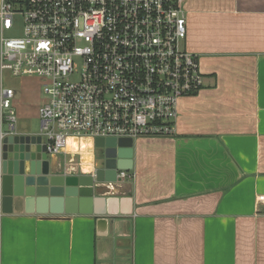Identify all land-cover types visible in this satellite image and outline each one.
I'll return each instance as SVG.
<instances>
[{
	"label": "crops",
	"instance_id": "1",
	"mask_svg": "<svg viewBox=\"0 0 264 264\" xmlns=\"http://www.w3.org/2000/svg\"><path fill=\"white\" fill-rule=\"evenodd\" d=\"M184 9L205 86L179 100L174 135L134 141L130 180L97 189L120 214L107 230L94 214H3L0 181V264H264V0ZM88 139L49 155L51 171L91 175ZM1 163L0 127V174Z\"/></svg>",
	"mask_w": 264,
	"mask_h": 264
},
{
	"label": "built area",
	"instance_id": "2",
	"mask_svg": "<svg viewBox=\"0 0 264 264\" xmlns=\"http://www.w3.org/2000/svg\"><path fill=\"white\" fill-rule=\"evenodd\" d=\"M185 2L1 0V142L17 121L6 74L43 82L39 135L49 155L71 139L174 135L179 100L205 86L198 55L185 48ZM18 17L21 35L5 38Z\"/></svg>",
	"mask_w": 264,
	"mask_h": 264
},
{
	"label": "water",
	"instance_id": "3",
	"mask_svg": "<svg viewBox=\"0 0 264 264\" xmlns=\"http://www.w3.org/2000/svg\"><path fill=\"white\" fill-rule=\"evenodd\" d=\"M94 147L98 153L91 175L68 174L67 169L52 172L47 145L39 134H8L2 141V213L94 214L98 226L107 230V216L120 214L118 201L95 194L100 185L121 182L119 171L132 170L134 140L98 138Z\"/></svg>",
	"mask_w": 264,
	"mask_h": 264
},
{
	"label": "rangeland",
	"instance_id": "4",
	"mask_svg": "<svg viewBox=\"0 0 264 264\" xmlns=\"http://www.w3.org/2000/svg\"><path fill=\"white\" fill-rule=\"evenodd\" d=\"M21 18H17L15 21V26L11 31H4L5 38H14L21 35ZM5 85L14 87L19 92V101L23 105V112H20L16 108V132L21 131L25 134H39L41 132V120L37 115V110L39 106L45 101V96L43 95V82L32 78H13L6 74ZM4 131L7 132L8 128L5 125ZM79 141V140H77ZM92 142L93 139H88L82 141L81 143ZM79 154L82 152H78ZM98 150L94 147L93 154L95 158L97 157ZM79 160V155L77 157ZM84 159V158H83Z\"/></svg>",
	"mask_w": 264,
	"mask_h": 264
},
{
	"label": "bare ground",
	"instance_id": "5",
	"mask_svg": "<svg viewBox=\"0 0 264 264\" xmlns=\"http://www.w3.org/2000/svg\"><path fill=\"white\" fill-rule=\"evenodd\" d=\"M82 151L85 153V154H87L88 153V151H89V145H87V143H83V146H82ZM85 159L87 160V161H90V157L89 156H85ZM111 186L109 187L110 189H113V190H117L118 188H117V186H114V185H112V184H110ZM119 187V186H118ZM108 188V189H109ZM121 188V187H120ZM86 191H88V189H84V192H86ZM111 195H115V194H111Z\"/></svg>",
	"mask_w": 264,
	"mask_h": 264
}]
</instances>
